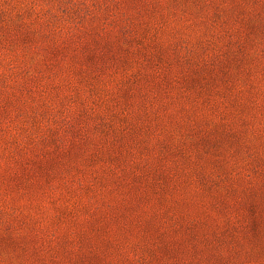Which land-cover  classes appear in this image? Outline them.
<instances>
[{
	"label": "rangeland",
	"instance_id": "374dc122",
	"mask_svg": "<svg viewBox=\"0 0 264 264\" xmlns=\"http://www.w3.org/2000/svg\"><path fill=\"white\" fill-rule=\"evenodd\" d=\"M0 264H264V0H0Z\"/></svg>",
	"mask_w": 264,
	"mask_h": 264
}]
</instances>
